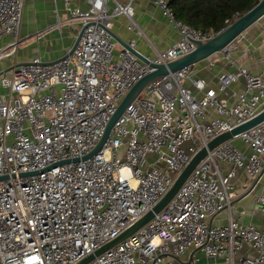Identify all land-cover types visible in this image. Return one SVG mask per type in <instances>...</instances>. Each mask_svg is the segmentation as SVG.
<instances>
[{"label":"built area","instance_id":"obj_1","mask_svg":"<svg viewBox=\"0 0 264 264\" xmlns=\"http://www.w3.org/2000/svg\"><path fill=\"white\" fill-rule=\"evenodd\" d=\"M26 1L0 0V61L22 42ZM62 1L67 17L56 25L83 28L71 52L52 61L35 56L0 73V264H76L152 209L211 139L264 108L263 71L240 65L219 74L213 88L182 67L149 81L101 148L84 158L120 100L151 68L123 46L114 54L109 30L117 16L145 36L133 17L134 0H86L85 8ZM150 1L178 39L163 50L140 52L149 61L166 63L215 35L176 19L168 0ZM4 35L11 39L1 44ZM127 45L137 50L134 39ZM241 79L243 88L231 91L230 102L227 91ZM234 138L246 149L233 145ZM232 139L208 150L148 222L86 264H177L190 248L231 259L243 245L255 255L237 264H264V190L254 195L262 226L233 215L225 225L209 221L234 199L237 169L251 185L264 169V120ZM223 162L230 164L225 170Z\"/></svg>","mask_w":264,"mask_h":264},{"label":"crops","instance_id":"obj_2","mask_svg":"<svg viewBox=\"0 0 264 264\" xmlns=\"http://www.w3.org/2000/svg\"><path fill=\"white\" fill-rule=\"evenodd\" d=\"M127 1V0H120ZM73 5L85 8L86 0H72ZM134 19L144 29L145 36L137 34L128 28V18L119 16L113 19L111 30L118 37L114 54L116 55L123 42L136 41V49L144 54H151L154 48L163 50L178 39V33L156 9L150 0H134ZM67 12L63 7L62 0H27L23 7L19 36L22 41L15 53L0 61V71H8L12 66L21 62H28L35 56L43 61H52L67 53L77 37L79 24L77 22H63L56 25L57 19L64 20ZM193 27V26H192ZM10 35L1 38V44L9 42ZM151 42V43H149ZM138 41V44H137ZM230 45L229 53L224 56L222 50L210 57L194 64L191 71L195 76L204 78L210 87L215 88L217 76L221 73L234 71L238 66H245L251 72H264V15L248 26ZM232 41V42H233ZM140 43L142 47H140ZM138 46V47H137ZM212 62V65H209ZM5 71V72H6ZM186 85L191 84L186 81ZM243 88V80L230 85L226 96L229 97L232 90ZM234 96L229 97L233 102ZM235 139L236 143H233ZM231 143L241 150L246 149L245 143L234 138ZM222 166L227 169L230 164L223 162ZM248 174L243 169H237L232 179L235 197L229 207H225L213 215L209 221L213 225H225L230 215L236 216L243 223H250L256 227L262 226V213L254 200V195L264 190V171L253 186L248 184ZM255 252L248 245H243L237 250L231 259L225 256H206L199 249L190 248L178 260L177 264H183L195 257L194 264H237L241 258L252 257Z\"/></svg>","mask_w":264,"mask_h":264},{"label":"water","instance_id":"obj_3","mask_svg":"<svg viewBox=\"0 0 264 264\" xmlns=\"http://www.w3.org/2000/svg\"><path fill=\"white\" fill-rule=\"evenodd\" d=\"M264 15V0H258V2L253 5L250 9H248L246 12L241 14L240 16L236 17L233 21L225 25L221 30L215 33L214 36L210 37L209 39L205 41H196L194 42L195 47L190 52L181 55L171 61H168L166 63H153L149 61L147 58H145L140 52H138L135 49L130 48L126 42H123L122 45L125 48H128L130 51H132L138 58H140L142 61H144L146 64L149 65L151 70L144 74L141 78H139L132 86L131 88L126 92V94L123 96V98L118 103L114 113L111 115L110 119L108 120L104 133L98 142V144L93 148L88 154L84 156V158L96 153L105 140L108 137V134L113 127L114 123L117 121L119 116L123 113L125 107L133 100V98L138 95L143 87L151 80L165 76L169 74L170 72H174L182 67H192L194 64L202 61L203 59H206L213 55L216 52L221 51L223 48H225L227 45H229L238 35H240L248 26H250L253 22L258 20L260 17ZM82 29H80L78 36L81 34ZM111 36L113 39L118 40V37L114 34L112 30H109ZM77 36V38H78ZM77 38L75 39L73 45L71 46V50L75 47L77 43ZM25 63V62H21ZM20 64V63H19ZM18 65V64H16ZM0 71V73L5 72ZM264 120V108L254 117L249 119L248 121L239 124L235 127H233L231 130L225 131L213 139H211L206 146L202 147L188 162V164L184 167V169L181 171L179 176L175 179L172 186L169 188V190L163 195V197L150 209L147 211L143 216H141L137 221H135L131 226L126 228L123 232H121L118 236L111 239L107 243L103 244L96 250H94L93 253L88 254L86 257L81 259L76 264H86L88 261L93 259L96 255L102 253L106 249L114 246L118 242L122 241L126 237H128L130 234L135 232L137 229H139L141 226H143L146 222H148L154 215V213H157L160 211L172 198V196L176 193L180 185L183 183V181L186 179V177L189 175V173L192 171V169L195 167V165L206 155L207 151L217 146L219 143L232 139L235 135H237L239 132L252 127L253 125L259 123L260 121ZM77 160V159H74ZM69 160H65V162H68ZM264 169L262 170V172ZM260 178V175L255 179L253 184L251 185L250 189L253 188V186L256 184L257 180Z\"/></svg>","mask_w":264,"mask_h":264},{"label":"trees","instance_id":"obj_4","mask_svg":"<svg viewBox=\"0 0 264 264\" xmlns=\"http://www.w3.org/2000/svg\"><path fill=\"white\" fill-rule=\"evenodd\" d=\"M258 0H168L173 16L202 32H218Z\"/></svg>","mask_w":264,"mask_h":264},{"label":"rangeland","instance_id":"obj_5","mask_svg":"<svg viewBox=\"0 0 264 264\" xmlns=\"http://www.w3.org/2000/svg\"><path fill=\"white\" fill-rule=\"evenodd\" d=\"M123 16H124V15H121V17H120V15H119V17H120L119 19L122 20V21H125V19L123 18ZM21 44H22V42H21ZM137 44H138V41H137ZM231 44H233V46H236V45H235V41H233ZM137 47H138V46H137ZM140 47H142V44H141V43H140ZM233 143H236V142H235V139H234Z\"/></svg>","mask_w":264,"mask_h":264}]
</instances>
